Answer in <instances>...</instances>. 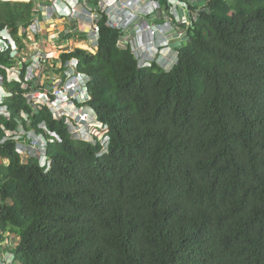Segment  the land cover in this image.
<instances>
[{
	"label": "trees",
	"instance_id": "obj_1",
	"mask_svg": "<svg viewBox=\"0 0 264 264\" xmlns=\"http://www.w3.org/2000/svg\"><path fill=\"white\" fill-rule=\"evenodd\" d=\"M180 1L188 16L173 21L182 40L169 72L139 69L104 21L95 55H60L91 79L108 130L101 156V140L73 139L8 85L0 126L15 129L24 112L59 138L47 173L0 143V240H17L21 264H264V0ZM36 13L32 1H0V31L19 42Z\"/></svg>",
	"mask_w": 264,
	"mask_h": 264
},
{
	"label": "built area",
	"instance_id": "obj_2",
	"mask_svg": "<svg viewBox=\"0 0 264 264\" xmlns=\"http://www.w3.org/2000/svg\"><path fill=\"white\" fill-rule=\"evenodd\" d=\"M0 1H32L38 12V16L32 18L27 26V38L22 29L17 35L19 42L10 35L9 29L0 31V55L7 54L8 59L4 63L0 62V90H3L5 97H11L8 85L17 83L21 89H27L24 97L32 109L45 106L55 120H64L72 138L77 140L90 138L93 142V135L96 134L94 110L89 105L91 79L79 70L77 58H71L62 64L60 55L72 53L76 49L95 54L98 48L99 23L104 21L106 28L120 33L117 46L129 47L139 69L150 68L154 62L158 67L164 68V63L168 60L166 56L172 51L171 42L177 36L180 37V33L175 32L173 21L169 19L171 0H166L168 11L162 10L163 16L159 12L157 0ZM164 17L168 19L160 21ZM175 18L179 20V24V17ZM48 26L52 29L51 33L46 32ZM80 34L85 38L80 39ZM67 35H71L75 42L70 43L71 37L65 41ZM45 40L50 44L51 41L63 42V48L56 51L52 48V55L43 48L32 54L26 51L27 42L35 44ZM23 69L25 73L22 76ZM42 78L44 81L41 82ZM5 102V98L0 97V116L8 121L11 114ZM20 119L28 128L24 127ZM20 119L16 120L17 126L13 130L0 126L3 132L0 143L13 142L15 152L23 163L34 158L40 167L48 171L51 161L47 155V147L53 140L59 142V138L46 128L44 122L39 123L35 130L24 112H20ZM6 236L0 240V264H21L16 260L15 254L9 251L10 247L16 248L15 240L11 241Z\"/></svg>",
	"mask_w": 264,
	"mask_h": 264
},
{
	"label": "clouds",
	"instance_id": "obj_3",
	"mask_svg": "<svg viewBox=\"0 0 264 264\" xmlns=\"http://www.w3.org/2000/svg\"><path fill=\"white\" fill-rule=\"evenodd\" d=\"M14 2H20V1H11V2H9V3H14ZM181 2V1H180ZM24 3H26V2H24ZM30 3V2H29ZM183 4V3H182ZM180 7H186V6H180ZM178 8V7H177ZM177 8H176V12H177ZM37 10V9H36ZM185 14V13H184ZM177 15H179L178 14V12H177ZM36 16H38V13H36V15L34 16V17H36ZM180 16V15H179ZM33 17V18H34ZM179 19H180V23L178 24V25H180L181 23H185L186 24V21H184V20H182L180 17H179ZM177 24V23H176ZM174 28H175V32H176V30H177V28H176V25H174ZM176 34H179V33H177L176 32ZM181 32H180V37L179 38H177V39H173V41L171 42V46H170V48L172 49V51H170V52H168V55H167V58H168V60H167V62H165L164 63V65H165V67L164 68H160L161 70H163L164 72H169L171 69H172V67L174 66V65H176V63H177V55H178V53H177V50H176V47L178 46V44L176 45V44H174V42H180L181 40H182V37H181ZM177 40H179V41H177ZM98 49V48H97ZM97 52V51H96ZM96 54V53H95ZM95 54H93V55H95ZM137 64V63H136ZM154 64L156 65V66H158L155 62H154ZM145 69H148V68H145ZM3 90H0V97H3V98H5V100L7 101V99L8 98H10V97H5L4 95H3ZM91 101V100H90ZM90 105V104H89ZM93 109V108H92ZM94 110V109H93ZM94 115H95V119H94V129H95V131H96V134H94L93 135V139H97V140H101V150L99 151V153H98V156H101V155H103V154H105L106 152H107V144H108V135H107V132H108V130H107V126H105V125H103L99 120H98V116H97V113H96V111L94 110ZM81 141H83V140H81ZM85 142V141H84ZM89 143V142H88ZM95 143V140H93V142L92 143H90V144H94ZM49 158V157H48ZM51 161V160H50ZM22 162V161H21ZM40 167V166H39ZM50 167H51V164H50ZM42 170H43V172L44 173H47L48 171H45V168H42V167H40ZM48 170H50V168L48 169ZM16 242V246H17V240L15 241ZM15 251H16V248H15ZM15 254V258H16V253H14ZM16 260L18 261V262H20L17 258H16Z\"/></svg>",
	"mask_w": 264,
	"mask_h": 264
},
{
	"label": "rangeland",
	"instance_id": "obj_4",
	"mask_svg": "<svg viewBox=\"0 0 264 264\" xmlns=\"http://www.w3.org/2000/svg\"><path fill=\"white\" fill-rule=\"evenodd\" d=\"M171 2H172V6H169V14H171V17L169 19H171L172 21H174L175 23H177V22H179V20H176L175 17L178 16L182 20L185 21L186 16H188V13L186 12V10H185V15L183 14L184 12L182 10H177L178 11V14L180 16L177 15V12H176V7L183 6V4L180 3L178 0H173V1L171 0ZM159 12H161V14L163 16L162 10H159ZM165 19H168V18L164 17L163 20L165 21ZM150 20L152 21V19H150ZM50 26L47 27L46 32H48V31H49V33L52 32L51 31L52 29H51ZM42 34H43V32H42ZM177 38H178V36H177ZM69 39L70 38H67L65 41H68ZM177 41H179V40H177ZM73 42H75V41H74L73 37H71L70 43H73ZM51 43L53 44V46L47 40H45V42H40V41L39 42H35V44L34 43H28L27 42L26 51L29 52L30 54H32V53H34L35 50H37L39 48H43L46 52H48L50 55H52V53H53V52H51L52 48H54L53 51H56L58 49H62L63 48L62 45L64 44L63 42H52V41H51ZM174 44H176V45L178 44V46H179L180 45V42H174ZM166 58H167V56H166ZM42 81H44L43 78L41 79V82ZM83 141L92 143V141L90 140V138L84 139ZM0 204H2V203L0 202ZM9 251L12 252V253H15V249L13 247H10L9 248Z\"/></svg>",
	"mask_w": 264,
	"mask_h": 264
}]
</instances>
